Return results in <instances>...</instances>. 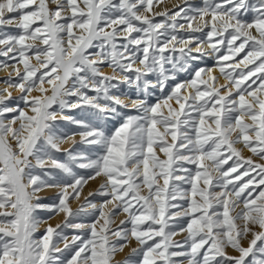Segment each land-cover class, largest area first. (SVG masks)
<instances>
[{"label": "snow or ice", "instance_id": "6c2138e0", "mask_svg": "<svg viewBox=\"0 0 264 264\" xmlns=\"http://www.w3.org/2000/svg\"><path fill=\"white\" fill-rule=\"evenodd\" d=\"M51 3L54 9L49 0H0V27L17 29L0 32V67L11 66L17 78L10 75L0 90V264H113L130 238L139 247L123 264H264V164L252 159L264 160V0H185L156 14L153 0ZM185 28L208 31L185 38L177 32ZM209 54L224 84L213 69L198 68L154 104L129 97L125 103L114 91L125 84L137 92L143 85L145 97L149 87L163 92L176 79L165 64L186 71L189 61ZM149 74L157 84L145 79ZM9 89L20 93L15 106ZM129 107L137 114L119 111ZM76 109L94 122L68 114ZM113 117L122 122L109 132L102 122ZM58 118L80 131L64 132ZM77 134L93 153L69 150L62 162L55 154ZM98 177L104 182L89 195L105 197L103 203L85 197L74 212L69 201ZM45 188L59 189L58 203L39 202ZM85 207L92 222H73ZM38 209L64 220L37 238L44 223ZM120 213L125 219L113 228ZM67 228L78 234L69 240ZM229 248L238 255H228Z\"/></svg>", "mask_w": 264, "mask_h": 264}, {"label": "rangeland", "instance_id": "374dc122", "mask_svg": "<svg viewBox=\"0 0 264 264\" xmlns=\"http://www.w3.org/2000/svg\"><path fill=\"white\" fill-rule=\"evenodd\" d=\"M51 0H49V7L53 8L51 6L50 3ZM187 2L189 4H193V5H197V4H201V0H187ZM172 6L167 7L166 9L164 7H166L168 4H171ZM185 3V0H153V6L151 9V14H156V13H161V12H171V11H175L176 6L180 5L183 6ZM164 8V9H163ZM54 9V8H53ZM70 14V13H68ZM149 14V15H151ZM248 19L251 18V14L249 13L248 17H246ZM155 19L157 22L161 21L164 19V17L162 16H155ZM210 19V17H206L205 18ZM180 23H186L184 20H180ZM197 22H193V26H196ZM9 28V29H8ZM3 31H7L10 34H15L17 29L15 28V26H7V27H0V32ZM208 31L207 28L204 29L203 32H196V33H189L187 28L185 29H178V35L183 36L185 38H189V36L191 35L193 38H203L205 33ZM79 34V33H77ZM253 34H255V32L253 31ZM135 35V34H134ZM206 46L205 49H203V51L205 53H210L211 50L207 47V44H204ZM193 47L195 45H192ZM220 47H224V46H220ZM226 51V49H224ZM167 55V53H166ZM174 55H179V53H175ZM193 55H196V53H193ZM219 55V54H217ZM243 55V54H241ZM237 59H239V57H237ZM5 60L3 57H0V61ZM12 63H14V61H8V64L11 65ZM222 64H227L230 63L229 62H221ZM189 65L190 67L187 68L186 71H175L173 72L172 70V66L170 64H165V68L167 70V75H175L176 79L175 80H168L166 82L165 88L163 90V92L161 91L160 87L157 85V87H149L148 88V95L147 97H145V93H144V89H143V85H141V89L139 92H137V89L135 87H129L128 85L125 84H120L119 85V89L118 90H114L115 93L117 95H121L122 99H125V103H129L130 104V100L125 98V97H129L131 99H144L147 98L148 102L150 104H154L156 103L158 100H162L164 97H166L170 91L171 88L173 86H175L176 83H183L186 82L190 79H192L194 72L196 69L198 68H204V69H214V73L213 75L217 78V83L218 84H224L225 81L223 79V77L220 75L219 71H218V67H217V62L215 60V58L213 57V55L209 54V55H205L204 57H202L199 60H191L189 61ZM138 66V65H137ZM230 70V69H229ZM102 71L107 74V75H111L112 73V69L107 67V66H103ZM134 76V74H132ZM17 78L16 76L13 77V81H15ZM146 80L150 81L152 84H157V76L153 75V74H149L147 77H145ZM115 83V82H114ZM223 91V90H222ZM123 94V95H122ZM89 95H92V93H89ZM20 96V93L17 92L15 89L12 91V99L8 102L10 106H15L17 103V98ZM173 107H175L176 105L173 103L172 104ZM20 107L23 108V104H20ZM119 111L122 114H126V115H136L137 113L135 112V110L129 108L126 109H119ZM69 115H73L75 118L77 119H85V120H89V121H93V118L88 114V112L85 111H81L80 109H76L73 110L72 112L68 113ZM122 122V117H113L110 119H107L105 121L102 122V126L105 128V130L107 131H114L115 127L119 126V124ZM57 124L59 125V127L66 133L68 134H72V133H78L80 131L79 128H77L75 125L69 124L65 121H61L59 120V118L57 119ZM170 142V141H169ZM236 147L238 149H243L242 144H238L236 145ZM71 151L73 154H79V153H84V154H92L94 149L88 145L85 144H81L80 143V136L77 134L75 135L72 139L70 140H66L65 144H61L60 145V152L56 153V157L63 161H66L68 159L66 152L67 151ZM246 151V154L242 155L247 158L249 156H251V153L248 152L246 149H244ZM157 154L161 155L157 150ZM252 159L255 163H260V164H264V160H260L259 157L256 156H252ZM232 161H229V163L227 165H224V169L226 170L230 165H231ZM186 167L192 168V165H185ZM40 170L37 169V172H39ZM76 171L81 174V175H87V171L86 170H82V169H76ZM235 175V174H233ZM247 179V178H245ZM104 182V179L101 181V183ZM101 183H97L93 189L88 192L87 194H85L84 196L80 197L78 204L75 207H70L74 212L81 206L85 204V197H87L88 200H90L92 203H95L97 205L103 203V201L105 200V197L100 196L98 194H93V195H89L90 193H98L99 190V186ZM184 187H188V185H185ZM217 191H219V189H217ZM58 192V191H57ZM57 192H54L52 194V192H42V194H38L37 196L39 197V202L43 203V204H47V205H52L53 203H58V201L55 200V197L57 195ZM72 200L69 201V203ZM236 211H240L239 208L236 209ZM92 210L88 207H85L84 212H82L73 222L75 223H91L92 222ZM35 215L40 218V220H44V221H50L51 222V226L55 228V226L57 224H61L64 220V215L56 221V223L54 224L52 222L53 217H55L56 215L53 214L52 212H49L47 210L44 209H38L35 213ZM120 217L119 219L113 223L112 227L115 228L118 224L120 220L125 219V216L123 213L118 214ZM46 228H42L40 230H37L36 232V237H40L42 233H44ZM256 231H259L258 228L255 229ZM63 234L65 236H67L69 238V240L71 239V237L73 235L78 234L76 230H73L71 228H67L64 229ZM187 233H181L179 235H176L174 237V240L176 241H183L186 237ZM251 239V236H249L247 239L242 241V244L244 247H247L249 240ZM59 247L63 248V243L59 244ZM139 245L137 244V242L134 239H129L128 245L127 247H125L123 249V251H119L115 254L114 259H113V264H123V262L126 259L130 258V254H131V250L133 248H138ZM226 252L228 255H238V253H236L235 251H233L232 249H226ZM72 253L69 252L67 255L70 257ZM131 259L133 260H139V257H131Z\"/></svg>", "mask_w": 264, "mask_h": 264}, {"label": "bare ground", "instance_id": "6f19581e", "mask_svg": "<svg viewBox=\"0 0 264 264\" xmlns=\"http://www.w3.org/2000/svg\"><path fill=\"white\" fill-rule=\"evenodd\" d=\"M50 3H51V1H50ZM51 6L53 7V8H55V5L53 4V3H51ZM170 6H172V3L171 4H168L166 7H164L165 9L167 8V7H170ZM163 8V9H164ZM10 27V26H9ZM13 27V26H12ZM9 29V28H8ZM195 47V46H194ZM206 48V46L205 45H202V49H205ZM11 55V54H10ZM4 58V57H3ZM4 59H6V58H4ZM10 61H12V60H10ZM32 63L34 64L35 63V61L33 60L32 61ZM12 64H16V67L17 68H19L20 70H21V72L23 71V67H22V65H20L17 61H14V63H12ZM215 71H214V69H213V73H214ZM11 75V79L13 80V77L15 76V71H14V69L11 67V66H8V67H0V90H2L4 87H6V85L4 84V81L6 80V79H8L9 78V76ZM14 89H9V91H13ZM38 93H36V92H33L32 93V95H37ZM30 114V113H29ZM66 143V141L63 143V144H65ZM242 153L243 154H246V151L243 149L242 150ZM104 178L103 177H98L97 179H95V180H90L84 187H83V189H82V191H81V194H80V197H82V196H84L85 194H87L88 192H90L92 189H93V187L97 184V183H101V181L103 180ZM57 191H59V189H56V188H45V189H43L42 191H40V192H38L36 195H38V194H42V192H52V194L54 193V192H57ZM80 197H79V199H80ZM79 199H76V200H72L70 203H69V206L70 207H75L77 204H78V202H79ZM43 204V203H42ZM112 206L111 205H108L106 208H105V211H108L110 208H111ZM64 214L63 213H60V214H58V215H56L55 217H53V219H52V222L55 224L56 223V221L57 220H59L62 216H63ZM37 217H38V215H37ZM119 215H117L116 217H115V222L119 219ZM39 218V217H38ZM40 219V218H39ZM41 221H44V220H42L41 219ZM51 224V222L50 221H44V223H41L40 225H39V228H38V230H40V229H42V228H47L49 225ZM51 226V225H50Z\"/></svg>", "mask_w": 264, "mask_h": 264}]
</instances>
